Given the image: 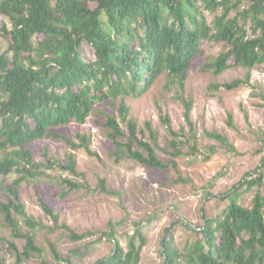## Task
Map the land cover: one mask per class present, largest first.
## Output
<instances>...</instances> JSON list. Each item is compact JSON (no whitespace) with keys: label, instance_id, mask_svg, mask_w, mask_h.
I'll return each mask as SVG.
<instances>
[{"label":"trees","instance_id":"16d2710c","mask_svg":"<svg viewBox=\"0 0 264 264\" xmlns=\"http://www.w3.org/2000/svg\"><path fill=\"white\" fill-rule=\"evenodd\" d=\"M0 36L8 45L0 55V178L5 181L19 174L14 186L3 190L0 215L15 238L26 240L23 252L9 243L15 264H49L36 236L22 233L17 219L32 229L39 224L26 212L19 190L24 182L44 174L31 144L52 136L66 140L73 150L97 156L88 136L78 135L80 143H75L51 129L85 124L98 104L114 108L120 101L117 115L102 112V125L109 129L118 152L141 165L167 169L154 146L145 141L146 131L132 118L126 99L143 96L162 74L169 85L183 88L192 64L201 59H205L203 70L216 76L234 67L249 70L244 79L215 89L250 86L251 71L264 65V0H0ZM219 43L226 45L225 51L206 56L207 46ZM185 108V121L193 127V103L185 102ZM164 122L173 133L170 118ZM146 128L156 144L150 122ZM208 136L230 145L224 136ZM172 144L173 156H180L178 145ZM76 164L71 155L60 169L77 175ZM66 183L69 191L83 187ZM241 184L246 192L258 189L252 207L239 203V189L233 187L225 194L229 205L221 216L204 214L202 226L188 225L196 238L183 252L173 246L179 221L166 229L162 241L166 264H264V159ZM101 190L106 191L105 180ZM39 201L59 225L60 217L50 204L42 196ZM63 227L71 242L94 236ZM116 227L111 222L102 236L114 243L112 254L95 264H140L147 245L143 223H135L127 249ZM52 251L56 261L73 264L55 246Z\"/></svg>","mask_w":264,"mask_h":264},{"label":"rangeland","instance_id":"374dc122","mask_svg":"<svg viewBox=\"0 0 264 264\" xmlns=\"http://www.w3.org/2000/svg\"><path fill=\"white\" fill-rule=\"evenodd\" d=\"M7 47L0 36V55ZM225 49L224 43L211 44L206 56H217ZM87 50L93 57L92 50ZM204 61L192 64L183 88L169 85L167 75L162 74L143 96L126 99L132 118L146 131L145 141L154 146L158 158L168 165L165 170L141 165L118 152L109 138V129L102 125V112L117 115L120 101L114 108L98 104L85 124L73 122L51 129L75 143H80L78 135L88 136L90 148L97 156L88 155L84 149L73 150L66 140L52 136L31 144L34 160L43 166L44 174L24 182L19 190L26 212L39 224L32 229L17 219L22 233L36 236L49 264H67L56 261L52 246L63 257L71 258L73 264H95L110 256L114 243L102 236L111 222L117 225V237L125 249L135 232V223H143L147 245L140 264H166L162 241L166 229L176 221L179 224L173 246L183 252L196 238L189 226H202L204 214L209 218L221 216L229 205L225 194L233 187L239 189V203L252 207L258 189L246 192L241 182L264 159V65L251 71L250 86L228 91L214 87L244 79L249 70L234 67L216 76L203 70ZM185 102L193 103V127L185 121ZM165 117L170 118L173 133L168 130ZM147 122L157 134L156 144L150 138ZM208 133L226 137L230 145L210 138ZM172 143L178 145L180 156H173ZM71 155L77 163V175L60 169ZM51 163L56 166L51 168ZM18 177L15 173L5 181L0 178L1 200H5L3 190L14 186ZM102 180L106 181V191L101 190ZM66 181L83 187L69 191ZM261 191L264 194V187ZM40 196L59 215V225L43 210ZM64 225L79 234L94 232V236L71 242ZM10 242L24 251L26 240L15 238L0 215V261L15 264Z\"/></svg>","mask_w":264,"mask_h":264}]
</instances>
